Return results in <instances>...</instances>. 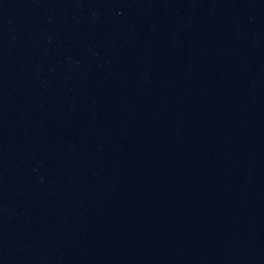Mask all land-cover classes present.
Wrapping results in <instances>:
<instances>
[{"label": "water", "instance_id": "95a60500", "mask_svg": "<svg viewBox=\"0 0 264 264\" xmlns=\"http://www.w3.org/2000/svg\"><path fill=\"white\" fill-rule=\"evenodd\" d=\"M0 264H264V0H0Z\"/></svg>", "mask_w": 264, "mask_h": 264}]
</instances>
